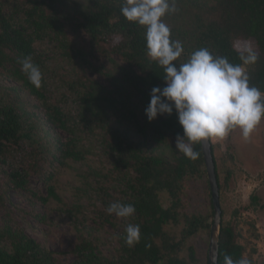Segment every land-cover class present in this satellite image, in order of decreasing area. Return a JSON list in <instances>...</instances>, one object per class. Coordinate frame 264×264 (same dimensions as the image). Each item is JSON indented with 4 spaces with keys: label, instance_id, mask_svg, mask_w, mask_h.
<instances>
[{
    "label": "trees",
    "instance_id": "obj_1",
    "mask_svg": "<svg viewBox=\"0 0 264 264\" xmlns=\"http://www.w3.org/2000/svg\"><path fill=\"white\" fill-rule=\"evenodd\" d=\"M122 3L123 0H0V70L6 77L8 73L9 79L20 82L22 90L29 92L30 97L39 102V107L46 110V116L50 110L53 114L52 119L49 115L45 120L46 127L52 128L42 131L43 137H36L31 117L15 104H8L3 99L6 93L0 90V152L8 146L26 145L41 155L40 165L45 164L44 157L48 155L49 162L58 169L63 161H69L75 155L66 149L69 142H60L57 136L50 134L54 129L52 124L57 121L64 130L73 119L87 124L90 121L107 123L104 156L109 158L112 172L121 179V192L129 197L123 204L135 207L127 224L140 226L141 239L135 246L128 247L125 243L127 225L120 240L122 248L118 258L94 254L95 250L84 237L88 234L79 224L86 199L91 198V193L98 195L101 191L88 183L89 178H100L98 171H90L67 210L73 228L79 234L75 252L81 260L76 264H186L178 259L180 247L201 231L209 233L213 218L203 155L200 143L193 146L199 152L195 161L175 149L176 137L183 132L175 111L171 116L148 121L145 109L150 102V93L153 87L165 86L164 70L147 55L145 28L122 16ZM5 6L9 11L7 14L2 13ZM176 8V12L163 17L171 29V39L179 40L184 47L181 57L174 63H184L193 51L207 48L213 56L227 57L230 63L241 65V55H247V52L239 51L237 45L252 40L259 59L244 67L250 86L264 93V0H176ZM82 36L87 37L89 50H77L69 41L70 37L81 39ZM45 39L57 41L66 59L79 60L82 66L100 73L108 81V87L80 82L74 115L64 116V110L58 106L51 109L42 93L44 77L42 86L36 89L21 70L19 61L23 57L31 56L38 66L43 62L41 57L34 56V44ZM97 47L108 49V53L118 56L125 65L115 73L94 68L89 57H94ZM75 88V83H71L69 89ZM113 119L114 123L109 124ZM128 125L134 126L135 136L159 146L147 152L138 149L142 146L135 150L125 148L127 136L124 132L119 133L115 126ZM210 146L220 196L231 174L226 171L222 178L213 146ZM59 150H62L60 157ZM44 151L46 155L42 156ZM39 168L41 171V166ZM46 177L50 178V175ZM202 177L206 178L209 215L182 212V197L188 182ZM161 194L168 196L169 207L164 208L160 203ZM104 198L96 197L93 202H99L107 209L110 203ZM258 203L259 198L251 196L248 207L255 210ZM108 222L106 219L105 223ZM179 223L184 224V229L179 241L174 243L167 236L166 228ZM17 233L11 234L8 242L0 231V264H55L34 241ZM218 247V264H224L225 255L233 260L243 257V247L236 242L233 228L222 223V216ZM188 252L190 261L194 262L193 248L190 247Z\"/></svg>",
    "mask_w": 264,
    "mask_h": 264
},
{
    "label": "rangeland",
    "instance_id": "obj_2",
    "mask_svg": "<svg viewBox=\"0 0 264 264\" xmlns=\"http://www.w3.org/2000/svg\"><path fill=\"white\" fill-rule=\"evenodd\" d=\"M8 12L5 6L2 13ZM69 41L77 50L82 48L89 50L86 36H82L81 39L70 37ZM254 47L252 40L237 45V49L243 52L253 50ZM34 51V56L41 57L43 61L39 67L41 72L43 71L42 93L46 104L51 109L58 106L64 110V116L76 114V93L80 82L85 85L95 82L108 87V81L103 75L82 66L77 59H66L57 41L49 39L38 41L34 44ZM94 53V57H89L92 58L90 62L94 68H99L102 72L115 73L125 65L118 56L108 53L106 48H94ZM8 76V73L6 77L0 70V90L6 93L3 99L8 104H15L24 114L30 116L33 130L37 133L36 137H43L42 131L52 128L45 125L49 115L51 119L53 117L52 110L48 111L46 116V110L39 107V102L30 97L29 92L22 90V84L12 78L9 79ZM71 83H75V89H69ZM1 95L3 96L2 93ZM113 123L114 119L109 121V124ZM98 124L103 127L107 125L94 121L87 124L79 119H73L63 130L57 121L52 124L54 129H51L50 134L57 136L60 142H69L66 149L75 155L69 161H63L61 168L58 169L49 162L46 151L41 152L42 156H46L45 164L40 165L41 155L34 153L32 147L8 144L7 149H2L0 231L5 240L9 242L11 234L19 232L17 234L34 241L55 264L79 262L81 257L75 252L79 234L73 228L74 224L67 210L90 171H98L100 178H89L88 183L101 191L98 195L91 193V198L86 199L79 224L88 234L84 237L88 239L97 257L116 259L121 255L120 240L125 226L128 225V218L109 215L99 202H93L96 197H105L106 203L110 204L113 202L123 204L129 200V197L121 192L123 184L120 177L112 172L109 158L104 156L106 151L103 147L105 140L108 139L104 135L108 126L102 129ZM96 126L98 128H95ZM115 129L127 136L125 148L135 150L137 146H142L138 149L147 152L159 146L149 139L143 141L139 136H135L134 126H115ZM210 143L222 178L226 171L231 174L226 188L220 193L222 223L233 228L236 242L243 247V258L252 260L255 264H264V119L254 128L248 140L242 137L239 129H235L223 139L210 140ZM126 151L129 152V149ZM61 152L62 150L57 152L59 157ZM49 175L50 178H47ZM251 196L259 198L255 210L248 207ZM182 198L184 202L182 212L199 216L209 215L205 177L191 179ZM160 203L164 208L169 207L166 194H161ZM106 219L109 220L108 223H105ZM183 229L182 223L176 226L169 225L166 233L176 243ZM208 241L209 233L199 232L180 247L178 259L185 261L186 264H208ZM190 247L195 252L194 262L190 261L188 252Z\"/></svg>",
    "mask_w": 264,
    "mask_h": 264
},
{
    "label": "clouds",
    "instance_id": "obj_3",
    "mask_svg": "<svg viewBox=\"0 0 264 264\" xmlns=\"http://www.w3.org/2000/svg\"><path fill=\"white\" fill-rule=\"evenodd\" d=\"M176 11V0H123L121 6L127 21L145 28L147 55L164 70L165 86L152 88L145 115L152 122L175 111L183 130L176 137L175 149L195 161L199 152L193 146L203 141L223 139L235 129L248 140L264 119V93L250 86L244 67L259 59L252 49L241 55V65L230 63L227 57L213 56L207 48L193 51L184 63H174L184 47L179 40L171 39V29L163 17ZM19 63L29 83L39 89L43 78L40 67L31 56L23 57ZM106 211L118 218H128L136 210L131 204L113 202ZM125 232L128 247L140 242L139 225L129 224ZM224 264L250 262L225 255Z\"/></svg>",
    "mask_w": 264,
    "mask_h": 264
},
{
    "label": "water",
    "instance_id": "obj_4",
    "mask_svg": "<svg viewBox=\"0 0 264 264\" xmlns=\"http://www.w3.org/2000/svg\"><path fill=\"white\" fill-rule=\"evenodd\" d=\"M210 140L203 141L200 143L206 178L210 190L211 206L213 210V218L210 225L209 241H208V264H218V243L220 236L221 227V216L222 211L220 208V196L217 186L215 167L213 162V156L211 152Z\"/></svg>",
    "mask_w": 264,
    "mask_h": 264
}]
</instances>
